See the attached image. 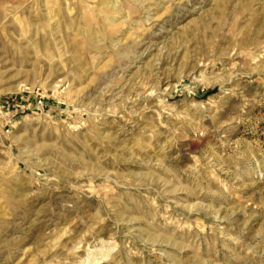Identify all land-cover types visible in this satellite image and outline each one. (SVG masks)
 I'll return each mask as SVG.
<instances>
[{
  "label": "rangeland",
  "instance_id": "rangeland-1",
  "mask_svg": "<svg viewBox=\"0 0 264 264\" xmlns=\"http://www.w3.org/2000/svg\"><path fill=\"white\" fill-rule=\"evenodd\" d=\"M264 264V0H0V264Z\"/></svg>",
  "mask_w": 264,
  "mask_h": 264
},
{
  "label": "clouds",
  "instance_id": "clouds-1",
  "mask_svg": "<svg viewBox=\"0 0 264 264\" xmlns=\"http://www.w3.org/2000/svg\"><path fill=\"white\" fill-rule=\"evenodd\" d=\"M85 264H87V261H85Z\"/></svg>",
  "mask_w": 264,
  "mask_h": 264
}]
</instances>
